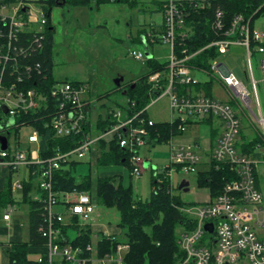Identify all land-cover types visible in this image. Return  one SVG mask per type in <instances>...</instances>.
<instances>
[{"label":"built area","instance_id":"built-area-1","mask_svg":"<svg viewBox=\"0 0 264 264\" xmlns=\"http://www.w3.org/2000/svg\"><path fill=\"white\" fill-rule=\"evenodd\" d=\"M52 9L49 0H0V136L8 138V149L0 150V166L13 176L19 174L23 166H28L31 175L39 180L40 193L33 200L45 204L47 227H41L39 232L47 238V243L35 264H125L124 257L130 250L128 244H119L113 253L101 256L98 242L85 247L75 246L69 236L64 235L63 229H73L74 220L78 219L79 226L94 222L97 207L89 192H56L55 175L76 158L86 159L99 142L110 138L111 141L117 139L119 145L128 150L131 176L140 178L147 162L142 158L141 150L150 144L149 128L156 124L145 117L152 103L130 115L128 110H133L136 103L128 100L125 108L118 107L112 111L109 128L95 138L87 127L93 106L85 100L88 87L56 77L53 84L45 86L39 81L40 73L36 74L29 64L15 55L14 42L19 35L34 38L42 47L48 31H52L47 30ZM259 11L264 13V0ZM34 12L40 16L38 21L33 17ZM258 12L249 18L239 14L227 26L224 12L218 10L211 26L217 40L206 48H216L220 58L212 63L210 72H204L221 83L232 96L231 102L193 92V87L200 81L193 76L195 68L188 65L192 56L185 48L181 51L182 57L177 54L178 41L191 37L181 1L168 0L164 4V31L161 36L150 34L148 38V45L164 44L170 48L167 82L164 83L162 73L149 78L151 92L158 93L152 100L153 104L167 97L172 118L170 123L178 121V129L183 134L195 123L219 121V138L206 156L210 165L215 163L219 167L225 164L237 174V179L227 182L216 198L204 204H187L179 208L195 225L192 230L179 228L177 231L183 254L177 264H264V240L258 235V231L264 229V196L258 184V167L262 163L261 157H264V110L258 91L259 85L264 86V33L255 27L264 15L256 16ZM235 46L246 52L248 85L222 61ZM23 54L24 49H21ZM129 56L137 61L148 60L143 52L137 50H129ZM255 56L259 58V79L253 69ZM43 113L51 118L56 138H78L75 148L67 151L57 148L52 156L41 157L40 132L22 118ZM23 128L31 129L28 148L22 149L21 143L17 142L13 149L11 136L18 130L19 137ZM248 129L256 132L254 134L262 140V145H258L256 150L260 157H253L240 149L243 144L240 137ZM170 146V165L156 171L154 178L160 185L168 180V192L173 194V170L181 169L192 174L202 164L203 157L197 145H180L171 141ZM23 189L20 179L13 183L14 193ZM61 205L65 206L62 212L57 210ZM13 210L14 206L8 208L5 220L10 219ZM209 224L213 226L212 232L206 229ZM107 238L116 239L108 235Z\"/></svg>","mask_w":264,"mask_h":264},{"label":"trees","instance_id":"trees-1","mask_svg":"<svg viewBox=\"0 0 264 264\" xmlns=\"http://www.w3.org/2000/svg\"><path fill=\"white\" fill-rule=\"evenodd\" d=\"M99 6L111 0H94ZM56 0H49L52 8L56 6ZM117 3H129L134 7L138 0H114ZM263 0H206L203 4L198 1H181L185 8V23L187 29H190L191 37L189 39L178 41L177 54L182 57L181 51L185 48L188 55L192 56L188 65L191 68L211 71L212 63L220 58V53L216 48H206L210 43L217 40L216 34L212 31V23L218 10L225 14V23L229 26L232 20L239 14L251 17L257 13L262 6ZM67 6H90V0H67ZM264 15L259 11L256 16ZM51 30V21L49 17V26ZM181 44V45H180ZM15 55L26 65L29 64L35 73H40L39 81L45 86H50L55 82L53 70L55 67V39L53 31H48L47 39L43 41L42 47H39L35 39L25 35H19L14 42ZM206 48V49H205ZM21 49L24 54L21 55ZM167 62L158 63L155 60L148 61V72L143 75L138 83L126 88V98L136 103V107L128 111L130 115L146 108L158 93L151 92L149 78L155 73H167ZM165 83V82H164ZM33 85V84H32ZM208 85V86H207ZM212 82L204 85L206 94L212 97L210 89ZM134 87V88H133ZM124 92V91H123ZM119 108H125V105H119ZM112 111L105 119L99 120V130L105 132L111 123ZM42 115L24 116L22 120L34 125L41 135V157L47 158L53 155V151L61 148L63 151L71 150L77 145L78 138L70 137L68 139H58L54 136L51 118ZM46 117V118H44ZM145 117L148 118L146 114ZM204 123V122H203ZM212 124V120H209ZM179 122L175 123H156L149 128L151 137L149 143L159 145L169 142L172 137L183 135L178 129ZM90 130L89 123L87 124ZM19 131H16L18 137ZM241 139L243 144L240 149L253 157H260L256 152L258 145H262V140L255 135L253 139L247 140L242 132ZM216 143V142H215ZM102 152L91 162L99 167L113 165H123L130 169L128 150L119 145L117 139L109 145L100 142ZM213 147L215 144L213 143ZM76 165L73 163L69 169H62L55 175L56 192L85 191L92 194L94 181L91 175L77 180L74 175ZM12 173L9 174L8 184L3 191H0V213L3 208L13 205L16 202L12 192ZM162 178V176H161ZM237 179V174L225 164L219 167L212 163L208 171L200 172L197 176L198 186L207 188L210 191L211 199L216 198L224 188L227 182ZM32 181V180H31ZM25 183L23 203L29 206V242L18 243L10 247L9 257L11 264H35L36 260L31 256L43 254L47 238L43 236L39 229L46 228V211L43 202L34 201L30 197L31 183ZM96 200L102 206L116 209L120 214L119 228L122 233L115 236L112 241L107 236L102 237L98 243L101 256L113 253L119 244H128L129 252L124 257L125 264H177L183 256L178 244L177 231L179 228L192 230L195 223L190 222L189 218L182 213L179 208L187 205L181 198L174 194H169L168 180L160 185L157 179L152 182V194L149 200L143 201L137 199L132 186L125 187L122 182H117V177H101L97 179ZM161 187V188H160ZM157 188V190H156ZM94 198V197H93ZM78 220V219H77ZM74 220L75 229L78 237L73 241L75 246H88L93 243V232L91 225L79 226V221ZM192 223V224H191ZM68 228L63 229L64 235Z\"/></svg>","mask_w":264,"mask_h":264},{"label":"rangeland","instance_id":"rangeland-1","mask_svg":"<svg viewBox=\"0 0 264 264\" xmlns=\"http://www.w3.org/2000/svg\"><path fill=\"white\" fill-rule=\"evenodd\" d=\"M167 0H139L137 5L134 7V10L129 13L127 20H129L126 25H112L109 28H97L95 25L96 13L93 10V6L95 5L94 0H90V6H66L55 8L51 14V21L57 22L59 16L57 13H62L64 18L62 19L63 27L61 28V34L57 40L58 42V54L56 57V65L54 67L55 74L58 78L67 81H79L86 80L91 74L93 69L96 70L98 74V92L95 96V104L92 106V112L90 115V119L93 123V128L96 131L97 121L101 118H106L107 113L110 108H115V102H124L126 100V96L123 93H115L110 96L101 97L104 92L114 88L115 79L118 75L125 76L127 79L125 82L130 80L131 69H134L136 74L134 75H142L147 72V66L145 61H137L131 56H129V50H139L144 53L146 56L147 52H153L152 47H147L142 43H133L130 41L131 35L133 37H137L138 31L143 28L142 25L146 23V28L149 30V25L152 19L160 20V16L156 14V9L158 3H161ZM181 1V0H178ZM199 3L203 4L205 0H195ZM63 9V10H62ZM33 17L35 21L40 19L39 14L36 12L33 13ZM32 19V20H34ZM151 20V21H150ZM143 23V24H142ZM59 24V23H58ZM92 25V26H91ZM57 27V30L59 27ZM118 27L121 31L125 32L124 43L119 44L117 46L118 50H111L107 45V42L111 41L114 28ZM256 29L264 33V18H259L258 22L255 25ZM81 35L84 39V46H79L77 42L80 41L78 36ZM97 41V44L101 49L97 53V57H91L88 53V47L90 42L92 45ZM123 49L124 53L123 54ZM160 49H162L160 47ZM126 52H128L126 54ZM163 55H160L162 60H167L166 52H163ZM123 58V60L119 59ZM123 61V62H121ZM222 61L228 66L229 70L232 71L240 80H243L247 85L248 81L246 79L247 72V56L246 52L243 48L235 46L232 47L229 53L222 59ZM253 69L255 73V77L257 79L260 78V72L258 70L259 58L255 56L253 58ZM127 70V71H126ZM61 74V76H60ZM133 77V74H131ZM193 76L198 78L201 81L212 82L211 90L212 96L217 100L223 102H231L232 96L226 92V90L222 87L221 83L215 79L213 76L207 73H194ZM63 77V78H62ZM136 77V76H135ZM208 86V85H207ZM203 91L206 94L205 87L203 86ZM260 100L262 103V107L264 110V86L259 85L258 88ZM100 96V97H97ZM254 110L257 112L258 110L255 108L253 104ZM149 115L156 121H168L172 120L171 113L169 109V100L167 97L159 99L155 104H150ZM203 127L201 129L189 128L183 135L175 137L176 139L181 137L193 138V141L198 143L201 141H205L204 138H208L210 136L211 130L207 129V125L201 124ZM24 129V128H23ZM250 138L253 135L257 134L256 132H252L251 130H247ZM95 135H98V132H95ZM31 134V129L25 128L22 130V133L19 137H17L14 133L11 136L10 142L11 147L14 149L17 142L21 143L22 149L28 148V136ZM219 138V135L217 136ZM241 138V137H240ZM110 140V138L108 139ZM206 151L205 149H200V151ZM171 146L170 144H161L156 146H150L143 148L141 150L142 158L148 160V165L143 175L138 178L131 177V171L128 167L123 165H115V166H107V167H99L95 164H92L87 157L83 160H76L78 165H76V171L74 175L77 180L81 177H85L87 175H91L94 181L93 188V197L95 199V204H97L98 212H101L102 218L100 216L97 218V222L103 225H111L117 226L120 223V214L116 209L107 208L105 206L100 205L96 200V186H97V178L99 175L108 174V173H121L124 176L125 185H133L134 192L136 194L137 199H142L143 201H147L150 199L152 194V182L154 179L155 172L165 168L170 165V156H171ZM199 151V150H198ZM209 151V150H208ZM207 151V152H208ZM203 157V162L197 167V171L192 174H186L181 169H174L172 172V192L174 195H177L181 198V200L187 204H204L209 202L210 200V192L207 188H200L197 182V176L200 172L208 171L210 168L209 160L204 152H200ZM262 185L264 190V166L260 169ZM7 169L3 166H0V182H2L6 176ZM29 180L31 179V170L28 166H23L20 170V173L13 176L12 179L14 181L17 180ZM36 179V178H34ZM33 179V180H34ZM34 180L33 182H36ZM183 181L189 182L188 191L180 189V186ZM1 212L5 213V208L1 210ZM28 213V206L24 204H20L18 215H23L21 217H25ZM25 238H27V234L25 233ZM32 259L37 260L39 258V254H35L31 256ZM94 264H98L95 262Z\"/></svg>","mask_w":264,"mask_h":264},{"label":"crops","instance_id":"crops-1","mask_svg":"<svg viewBox=\"0 0 264 264\" xmlns=\"http://www.w3.org/2000/svg\"><path fill=\"white\" fill-rule=\"evenodd\" d=\"M167 1H163L161 3H158V5H157V9H156L155 12H156L157 15L160 16V20H155V19H152V21L150 20L151 22H150V25H149V30H147V28H146L147 27L146 23H144V24L142 23L143 24L142 25L143 28H141L138 31L137 37L135 38V37H133V35H131V37H130V41L133 42V43H136V42L137 43H142V44H145V46L152 47L153 48V52H150V54L152 55L151 59L155 60L156 62L161 63V64L167 62V60H168V58L170 56V48L167 45H164V44L148 45V38H149L150 34H153L155 36H161L162 35V33L164 31V22H163V17H162V10H163L164 4ZM181 1H195V0H181ZM66 6L67 5H65V6H58V5L53 6L52 11L55 8H59L60 9L61 7H66ZM134 7L130 6L129 3H117V2H114L112 0H111V2L103 3V4L99 5V6L95 2V5L93 6V10L96 13V20H95L96 30H97V28H109L112 25H121V24L126 25V23L129 22V20H127L128 15H129L130 12H132L134 10ZM57 15L59 16V18L57 19L56 23L51 21V16H50L51 29H52V31L54 33L55 47H56L55 48V65H56V57H57V54H58V51H57L58 42H57V40H58V38H59V36L61 34V28L63 27L62 19L64 18L62 13H57ZM58 25H59L60 28H58V30H57L56 26H58ZM125 36H126L125 32L121 31L120 28L115 27L114 31H113V35H112L111 41L107 42V45L109 46V48H111V50H118L117 46L119 44L123 45ZM78 38L80 39V41L77 42L78 45L81 46V47H82V45L84 46V39L82 38V36L79 35ZM126 38H127V36H126ZM85 47H88L87 51H88V53L90 54V56L92 58L93 57H97V53L101 49V47L98 46L97 41H95V43L93 45L90 42V44L86 45ZM160 47L162 49H160ZM137 51H139V50H137ZM163 52H166V54H168V56L166 55L167 60H165V61L162 60V58H160V55L164 54ZM127 53L128 52H126V54ZM123 54H125L124 53V49H123ZM119 59L123 60V58H119ZM147 59L148 60L145 62V64L147 66V72H148V61L151 60V59H149V58H147ZM121 62H123V61H121ZM129 69H131L130 70L131 73H129L130 77H131L130 80H128V82H125L127 80L125 78V76L118 75L116 77L115 81L118 78L122 77L124 79V81L122 82L123 85H121V87H117L116 84H115L114 88H112V89H110V90H108V91L103 93V95L101 96L102 98L104 96H110V95L115 94V93H123L126 96V92H125L126 88H128L129 86H131L133 84L138 83L139 79L143 75H145L147 73L146 72L145 74H142V75L138 76V74L134 75V74H136V72H134L135 71L134 69H132L131 67ZM198 72L205 73L203 69H196L195 68V70L193 71V74L194 73H198ZM131 74H133V77L131 76ZM53 75L57 79H60V78L57 77L58 75L56 76L55 69L53 70ZM162 75H163L164 82H167L168 72L165 73V74L162 73ZM60 76H61V74H60ZM196 79H198V78L196 77ZM60 80H62V79H60ZM98 81H99L98 74H97L95 69H93L91 71V74L88 77H86L85 81L84 80H79V81L73 80V82H77L79 84H84V85H86L88 87V94L86 95L85 100L89 101L92 105L95 104V96H96L95 92H98V88H99L98 87ZM199 81H200V84L198 86H196V87H193V90H194L193 92H202V93H204L203 86L208 84V83H210L211 81H209V82L201 81V80H199ZM97 97H100V96L97 95ZM128 100L129 99L126 98V100L124 102H120V101L115 102L114 103L115 104V108H110L108 113H107V115H109L111 110H115L116 108H118L119 105H126ZM152 100H151V103H152ZM91 112L88 115V123L90 125V131L92 132V135L95 138H97L101 134H103L104 132H101L99 130V125H98L99 120L97 121L96 131L93 128V123H92V120L90 119ZM148 117L151 120H153L155 123H165V122L168 123V121L156 122L149 115V111H148ZM201 124L207 125L208 126L207 129L211 130L210 136L208 138H204V140H205L204 142L201 141V142L196 143V142L193 141V138H188V137H186V138L185 137H181V138L176 139L175 137H177V136H175V137H172V139L169 140V142L164 143V144H170L171 141H174L176 144H180V145H197V146L200 147V149H205L206 150V151H204V150L201 151V152H204L205 155L206 154L207 155L210 154V151L214 148L213 147V143L215 144V142L217 140V136L220 134V131H219L220 130V127H219L220 122L217 121V120H212V124H209V123H195V124L191 125L189 128L197 127V129H201L200 127H203ZM95 132H98L99 134L95 135L96 134ZM245 136L247 137V140H250V139H252L254 137L253 136L252 138H250L248 132L245 133ZM101 142L109 145L112 141L111 140H107V141H101ZM153 144L154 143L151 142L149 145L153 146V147L156 146V145H153ZM159 145H161V144H159ZM40 149H41V145H40ZM100 152H102V150H101L100 142H99L95 146V149L93 150V152L88 156L90 161L95 162L96 158H98L100 156ZM261 158H262V163L258 167V184H259L260 190L262 191L263 196H264V190H263L262 178H261V172H260L261 167L263 168V166H264V157H261ZM146 161L147 162H146L145 166L147 167L148 160H146ZM73 163H78V162L77 161L69 162L68 164H66L64 166L63 169H69ZM113 166H115V165H113ZM75 171H76V169H75ZM9 174H10V171L7 169V173L5 174L6 176H4L5 178L2 179L3 180L2 182H0V191H3L6 188V185L8 184V180H9ZM115 176L117 177V182L118 183L122 182L125 187H129V186L133 187V185H125L124 176L121 173H116L115 172V173L103 174V175H99L98 178H101V177H115ZM12 177H13V175L11 176V179H12ZM33 179H34V177L31 175L30 181L32 180L31 181L32 182L31 183V188L32 189L30 191V197L32 199L34 197H36L37 195H39V193H40V189L38 187V181L39 180L34 179V180H37V181L33 182L34 181ZM20 181H22L23 186H24L23 191L16 192V193H14L12 191L14 196H15V199H16L15 204H13V205L11 204L8 207H6L5 208V213H3V212L0 213V264H11L10 263L9 252H8L9 251L8 249H10V247H12L13 245L18 244V243L29 242V237H30V235H29V224H30V222H29V214H30V211H29L28 204L23 203V195H24V190H25V183H29V180H25V178H24L23 180H20ZM14 182L15 181L12 179V186H13ZM93 200L95 201L94 198H93ZM210 200H211V197H210ZM20 204H24V205L28 206V213H27V215L24 214L25 217H21L23 215H21V216L18 215ZM10 206H14V210H13V212H10V219L9 220H5L4 216L6 214H8V212H9L8 208ZM96 207H97V204H96ZM57 210L62 212L63 210H65V206H63V205L58 206ZM99 216H100V218H102V214H101V212H98V207H97V213L95 215V220H94V222H92L90 224L92 232H93V242L94 243H97V242L99 243L101 241L102 237H104V236H107V235L108 236H114V235L115 236H117V235L119 236L122 233V231H121V229L119 228L118 225L117 226H111V225L109 226V225H103V224L98 223L97 222V218ZM67 221L69 222V219H67ZM25 233L27 234V238H25ZM67 235L69 236V238L72 241H74L78 237L77 231L75 229H72V228L68 229ZM258 235H259L260 239L264 240V229L259 230L258 231Z\"/></svg>","mask_w":264,"mask_h":264},{"label":"water","instance_id":"water-1","mask_svg":"<svg viewBox=\"0 0 264 264\" xmlns=\"http://www.w3.org/2000/svg\"><path fill=\"white\" fill-rule=\"evenodd\" d=\"M112 1H114V0H112ZM65 4L66 3L64 1V4H61V5L59 4L58 6H65ZM146 56L149 59L152 58V55L149 52L146 53ZM123 81H124V79L122 77L118 78L115 81L116 86L117 87H121ZM7 149H8V138L5 137V136H0V150L5 151ZM188 186H189V182L183 181L182 184H181V186H180V189L185 190V191H188V188H187ZM206 229L209 230L210 232H212L213 231V226L211 224H209V225L206 226Z\"/></svg>","mask_w":264,"mask_h":264},{"label":"flooded vegetation","instance_id":"flooded-vegetation-1","mask_svg":"<svg viewBox=\"0 0 264 264\" xmlns=\"http://www.w3.org/2000/svg\"><path fill=\"white\" fill-rule=\"evenodd\" d=\"M57 2L56 3H58L57 5H61V4H64V1H65V3H66V1L67 0H56ZM66 5V4H65ZM123 85V84H122Z\"/></svg>","mask_w":264,"mask_h":264}]
</instances>
